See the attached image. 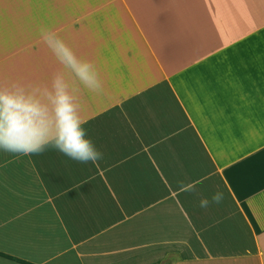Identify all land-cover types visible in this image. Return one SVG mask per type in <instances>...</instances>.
Here are the masks:
<instances>
[{"label":"crops","instance_id":"crops-1","mask_svg":"<svg viewBox=\"0 0 264 264\" xmlns=\"http://www.w3.org/2000/svg\"><path fill=\"white\" fill-rule=\"evenodd\" d=\"M42 26L104 159L0 150V264H264V0H0V84L61 67Z\"/></svg>","mask_w":264,"mask_h":264},{"label":"clouds","instance_id":"clouds-1","mask_svg":"<svg viewBox=\"0 0 264 264\" xmlns=\"http://www.w3.org/2000/svg\"><path fill=\"white\" fill-rule=\"evenodd\" d=\"M40 41L61 66L50 82L13 80L0 84V150L18 155L42 154L49 148L81 164L99 168L104 154L88 136L84 127L88 119L82 115V89L101 95L104 82L96 64L78 56L59 30L39 28ZM202 180L184 184L179 190L192 192ZM224 193L200 200V207L220 204Z\"/></svg>","mask_w":264,"mask_h":264}]
</instances>
